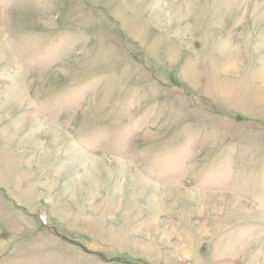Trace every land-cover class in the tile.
Segmentation results:
<instances>
[{
	"label": "rangeland",
	"instance_id": "374dc122",
	"mask_svg": "<svg viewBox=\"0 0 264 264\" xmlns=\"http://www.w3.org/2000/svg\"><path fill=\"white\" fill-rule=\"evenodd\" d=\"M0 264H264V0H0Z\"/></svg>",
	"mask_w": 264,
	"mask_h": 264
},
{
	"label": "bare ground",
	"instance_id": "6f19581e",
	"mask_svg": "<svg viewBox=\"0 0 264 264\" xmlns=\"http://www.w3.org/2000/svg\"><path fill=\"white\" fill-rule=\"evenodd\" d=\"M177 249H178V250H180V249H181V246H180V247H178Z\"/></svg>",
	"mask_w": 264,
	"mask_h": 264
}]
</instances>
